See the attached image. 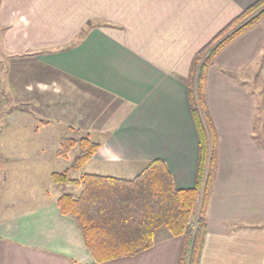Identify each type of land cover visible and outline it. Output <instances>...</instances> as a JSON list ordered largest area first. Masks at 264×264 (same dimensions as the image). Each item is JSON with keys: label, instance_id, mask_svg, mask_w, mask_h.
Returning a JSON list of instances; mask_svg holds the SVG:
<instances>
[{"label": "crops", "instance_id": "obj_1", "mask_svg": "<svg viewBox=\"0 0 264 264\" xmlns=\"http://www.w3.org/2000/svg\"><path fill=\"white\" fill-rule=\"evenodd\" d=\"M258 1L0 0V99L27 106L21 116L35 119L40 149L61 129L100 145L74 179H133L162 160L177 189L194 188L199 137L186 84L193 61ZM259 88L264 21L207 71L218 155L200 264H264ZM52 174L32 196L0 194V264L94 263L74 221L58 209L66 191L53 186ZM183 245L161 229L150 250L102 264H180Z\"/></svg>", "mask_w": 264, "mask_h": 264}, {"label": "trees", "instance_id": "obj_2", "mask_svg": "<svg viewBox=\"0 0 264 264\" xmlns=\"http://www.w3.org/2000/svg\"><path fill=\"white\" fill-rule=\"evenodd\" d=\"M262 21L264 0H259L195 56L186 83L199 137L194 188L177 189L162 160L150 162L133 179L96 174H84L80 179H74L73 174L83 170L96 156L100 145L90 137L60 140L57 157L68 159L76 147L79 153L68 170L52 174V182L57 187H79L80 192H64L57 206L63 216L74 221L93 264L131 258L150 250L161 229L184 240L180 264H200L218 155L216 131L205 97L207 71L227 46Z\"/></svg>", "mask_w": 264, "mask_h": 264}, {"label": "rangeland", "instance_id": "obj_3", "mask_svg": "<svg viewBox=\"0 0 264 264\" xmlns=\"http://www.w3.org/2000/svg\"><path fill=\"white\" fill-rule=\"evenodd\" d=\"M260 91V92H259ZM257 100L259 101V115L257 117L256 138L264 147V90L259 88ZM29 111L27 106L18 105L9 100L1 101L0 107V194L8 189L15 199L24 195H31L45 188L49 184L48 173H63L68 170L75 156L79 153L76 147L68 156V159L55 157L59 151L53 147V141L58 137L57 144L63 138L80 140L81 135L70 133L61 129L60 132L51 134L45 141H51L47 148L40 149L38 145L42 142V134H36L33 128L37 126L35 119L29 114L21 116ZM260 123V124H259ZM24 125V126H23ZM26 126V127H25ZM258 126L260 131H258ZM2 156L5 160L3 161ZM5 168V171L3 170ZM6 169H8L6 177ZM74 176L76 174H73ZM7 178V180H6ZM52 183V182H51ZM55 186V185H53ZM66 192L70 191L69 186H62ZM60 189V187H59ZM1 204V202H0Z\"/></svg>", "mask_w": 264, "mask_h": 264}]
</instances>
